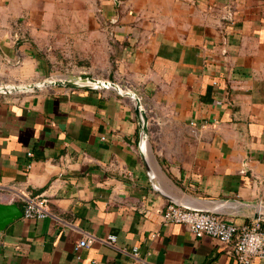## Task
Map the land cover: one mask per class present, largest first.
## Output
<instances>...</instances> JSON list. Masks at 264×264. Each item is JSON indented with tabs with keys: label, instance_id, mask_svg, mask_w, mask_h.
<instances>
[{
	"label": "crops",
	"instance_id": "crops-1",
	"mask_svg": "<svg viewBox=\"0 0 264 264\" xmlns=\"http://www.w3.org/2000/svg\"><path fill=\"white\" fill-rule=\"evenodd\" d=\"M66 65L120 90L0 94L2 201L50 209L2 231L0 264H139L135 247L149 264H234L232 244L162 212L170 199L236 224L264 212V0H0V84ZM87 232L116 243L76 249Z\"/></svg>",
	"mask_w": 264,
	"mask_h": 264
},
{
	"label": "built area",
	"instance_id": "built-area-1",
	"mask_svg": "<svg viewBox=\"0 0 264 264\" xmlns=\"http://www.w3.org/2000/svg\"><path fill=\"white\" fill-rule=\"evenodd\" d=\"M86 80V82H85ZM81 84L91 83L88 77H79ZM13 86L0 84V94L12 92ZM32 155V153H30ZM30 166V165H29ZM11 190L10 184H0V201L7 199V192ZM10 202L16 200L15 197ZM23 218L43 219L50 216L49 200L44 196H24ZM3 202V201H2ZM163 221L167 223H182L186 225L197 237L210 235L224 244H232L234 264H254L255 259L264 260V229L263 221L254 219L250 223L236 224L224 219L215 211L192 209L173 202L167 204L162 212ZM97 241L115 245L116 238L109 236L99 238L91 233H85L76 244V249L90 246ZM133 255L139 264H149L145 258L139 257V248L133 249Z\"/></svg>",
	"mask_w": 264,
	"mask_h": 264
},
{
	"label": "water",
	"instance_id": "water-1",
	"mask_svg": "<svg viewBox=\"0 0 264 264\" xmlns=\"http://www.w3.org/2000/svg\"><path fill=\"white\" fill-rule=\"evenodd\" d=\"M88 80L91 83H86V84H81L78 80H55L52 82H43L41 86L45 85H67V86H73V87H114L117 90H120V86L116 82H110V81H100L94 77H89ZM86 82V80H85ZM28 89H37L40 88L37 84H30ZM12 91H20L18 87L12 88ZM7 92L10 91V89H6ZM129 95L133 96L135 99V104H136V116L138 119V122L140 124V127L143 131V138L144 141L147 140V135L149 133V128H148V116L145 108L142 105V101L140 97L133 93V92H128ZM173 203L180 205L177 201H174L173 199H170ZM182 206V205H181ZM205 210V209H204ZM206 211H212V210H206ZM23 217V210L19 206V204L15 202H2L0 201V236L2 231L11 223L14 221L20 219ZM255 219H259L264 221V212H256L255 214Z\"/></svg>",
	"mask_w": 264,
	"mask_h": 264
},
{
	"label": "rangeland",
	"instance_id": "rangeland-1",
	"mask_svg": "<svg viewBox=\"0 0 264 264\" xmlns=\"http://www.w3.org/2000/svg\"><path fill=\"white\" fill-rule=\"evenodd\" d=\"M64 67H66V68H64V69H59V72H57V73H54L52 76V78H54L55 80H59V79H61V78H66V77H68L66 74L67 73H69V65H66V66H64ZM71 67V66H70ZM104 70H105V68H104ZM63 75H65V76H63ZM88 75H92V74H80V76H88ZM95 75H99V76H103V75H106V73L105 72H99L98 74H95ZM52 78H49V79H47L48 81H50V80H53ZM68 79V78H67ZM30 85V84H29ZM19 86H28V85H19Z\"/></svg>",
	"mask_w": 264,
	"mask_h": 264
},
{
	"label": "bare ground",
	"instance_id": "bare-ground-1",
	"mask_svg": "<svg viewBox=\"0 0 264 264\" xmlns=\"http://www.w3.org/2000/svg\"><path fill=\"white\" fill-rule=\"evenodd\" d=\"M67 78H63V79H60V80H66ZM52 81H55V79L54 80H50V81H48V80H46V82H52ZM45 82V81H44ZM43 84V83H42ZM41 83H39V84H37L38 86H41L42 85ZM29 86H31V85H28V86H16V87H18L19 88V90H22V89H28L29 88ZM16 87H14V88H16Z\"/></svg>",
	"mask_w": 264,
	"mask_h": 264
}]
</instances>
